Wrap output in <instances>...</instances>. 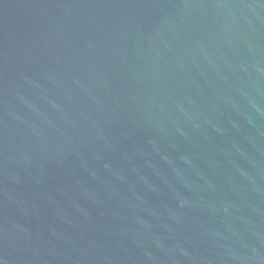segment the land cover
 <instances>
[{"label":"water","instance_id":"obj_1","mask_svg":"<svg viewBox=\"0 0 264 264\" xmlns=\"http://www.w3.org/2000/svg\"><path fill=\"white\" fill-rule=\"evenodd\" d=\"M0 264H264V0H0Z\"/></svg>","mask_w":264,"mask_h":264}]
</instances>
